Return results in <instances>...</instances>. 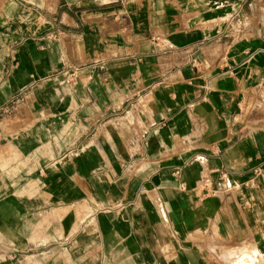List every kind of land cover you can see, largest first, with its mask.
Returning a JSON list of instances; mask_svg holds the SVG:
<instances>
[{"label":"crops","instance_id":"crops-1","mask_svg":"<svg viewBox=\"0 0 264 264\" xmlns=\"http://www.w3.org/2000/svg\"><path fill=\"white\" fill-rule=\"evenodd\" d=\"M262 164L264 0H0V253L264 264Z\"/></svg>","mask_w":264,"mask_h":264},{"label":"rangeland","instance_id":"rangeland-1","mask_svg":"<svg viewBox=\"0 0 264 264\" xmlns=\"http://www.w3.org/2000/svg\"><path fill=\"white\" fill-rule=\"evenodd\" d=\"M20 254L22 253H0V264H25Z\"/></svg>","mask_w":264,"mask_h":264},{"label":"built area","instance_id":"built-area-1","mask_svg":"<svg viewBox=\"0 0 264 264\" xmlns=\"http://www.w3.org/2000/svg\"><path fill=\"white\" fill-rule=\"evenodd\" d=\"M76 72L75 71H70V72H66L65 73V81H69L70 79H72L75 76ZM253 172L255 174H259V175H264V164L262 165H258L253 169ZM202 185L203 186H208L210 185V179L207 177H203L201 179Z\"/></svg>","mask_w":264,"mask_h":264}]
</instances>
